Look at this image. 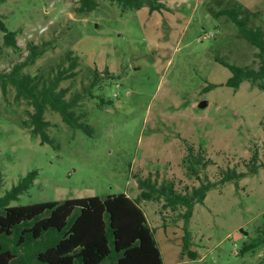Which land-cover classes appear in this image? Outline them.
<instances>
[{"label":"rangeland","instance_id":"obj_1","mask_svg":"<svg viewBox=\"0 0 264 264\" xmlns=\"http://www.w3.org/2000/svg\"><path fill=\"white\" fill-rule=\"evenodd\" d=\"M0 1L18 44L7 45L0 28V71L24 60L30 43H49L24 68L32 74L69 68L76 57V73L68 69L60 87L67 98L83 94L77 112L93 127L89 135L47 109L55 143H43L25 123L33 106L16 101L14 87L6 94L0 88V197L33 170L31 187L10 205L122 192L135 197L139 179L150 175L174 181L180 192L215 182L189 222L180 215L184 208L142 202L164 264H264V244L242 252L264 236V166L251 173L247 165L254 153L264 163V88L247 79L238 88L228 85L232 72L219 60L258 68V49L227 16L214 14L220 6L160 0L166 8L151 13L148 6L123 10L99 0L95 10L78 13L79 0ZM237 1L258 11L255 23L264 28V0ZM189 145L196 152L203 146L212 160L199 177L184 161ZM229 167L245 175L223 183Z\"/></svg>","mask_w":264,"mask_h":264},{"label":"trees","instance_id":"obj_2","mask_svg":"<svg viewBox=\"0 0 264 264\" xmlns=\"http://www.w3.org/2000/svg\"><path fill=\"white\" fill-rule=\"evenodd\" d=\"M110 1L119 4L123 10L148 6L152 13L166 8L160 0ZM212 2L220 6L214 14L227 16L237 26L238 35L258 49V68L219 59L232 72L228 85L238 88L247 79L264 88L263 82H259L264 80V28L255 23L258 11L250 10L237 0ZM99 5V0H79L76 10L88 13ZM2 17L0 13L5 43L16 47V32L5 26ZM48 44L30 43V52L24 60L14 64L9 71H0V88L6 94L10 87H14L16 101L26 100L33 106L25 123L31 127L32 135L39 136L43 143H55L47 132L51 124L46 119L47 109L59 112L67 124L92 135L93 127L83 120L82 113L77 112L83 94L77 92L67 98V90L60 87L64 79L76 73V57L69 58V68L59 69L48 76L24 70L46 52ZM68 69H71L70 75ZM104 73L109 74V71L106 69ZM201 147L196 152L194 146L189 145V154L184 158L190 174L196 177L200 176L201 169L212 163ZM257 158V153H254L247 163L251 173L264 166V163L257 164ZM37 174V170L31 171L0 197V264H102L107 259H111L113 264H164L155 228L150 225L142 202L164 201L163 207L173 211L184 208L180 215L189 222L195 204L203 202L207 192L216 186L215 182L207 181L190 191L180 192L174 181L159 182L150 175L139 179L140 193L135 197L122 192L105 198L91 196L10 205L13 199L31 187ZM243 175L245 172L229 167L221 172V181H234ZM261 244H264V236L258 235L243 245L242 252L254 250ZM188 248L187 244L184 251ZM189 254L196 257L195 251H189Z\"/></svg>","mask_w":264,"mask_h":264},{"label":"water","instance_id":"obj_3","mask_svg":"<svg viewBox=\"0 0 264 264\" xmlns=\"http://www.w3.org/2000/svg\"><path fill=\"white\" fill-rule=\"evenodd\" d=\"M206 104H207V103H206L205 101H203V102L200 103V106L203 107V106H205Z\"/></svg>","mask_w":264,"mask_h":264}]
</instances>
